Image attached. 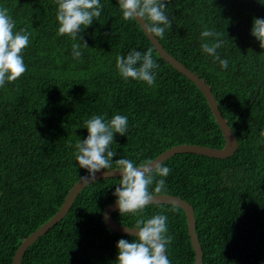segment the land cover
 I'll return each mask as SVG.
<instances>
[{
	"label": "trees",
	"instance_id": "16d2710c",
	"mask_svg": "<svg viewBox=\"0 0 264 264\" xmlns=\"http://www.w3.org/2000/svg\"><path fill=\"white\" fill-rule=\"evenodd\" d=\"M101 3L98 21L80 33L89 47L73 60V41L56 34L53 0H0L15 22L13 31L31 33L22 51L26 71L0 88V264H12L22 240L58 211L87 174L74 165L72 153L92 114L128 116L126 134H114L113 160H153L179 144L224 145L199 88L158 55L137 22L122 18L116 0ZM167 11L172 26L160 43L209 85L239 145L225 159L175 154L163 161L170 168L164 189L149 190L193 206L203 264H264V49L250 32L253 18H264V6L257 0H168ZM205 26L225 41L218 52L228 59L227 69L201 53L198 35ZM133 48L152 49L159 65L154 86L118 75L116 55ZM118 181L102 178L85 186L21 264H113L116 241L131 238L102 219L115 202ZM157 212L168 217L171 264H193L186 216L178 206L148 204L140 214L117 210L112 216L133 227L140 215Z\"/></svg>",
	"mask_w": 264,
	"mask_h": 264
},
{
	"label": "clouds",
	"instance_id": "9594fccd",
	"mask_svg": "<svg viewBox=\"0 0 264 264\" xmlns=\"http://www.w3.org/2000/svg\"><path fill=\"white\" fill-rule=\"evenodd\" d=\"M56 5L55 20L56 34L67 35L71 44V57L80 60L83 48L89 47L83 41L80 33L98 21L103 5L101 0H53ZM168 0H116L122 18L125 21H135L149 36L163 38L165 31L171 29L172 20L167 11ZM264 6V0H257ZM143 21V24L140 23ZM15 22L8 14V9L0 7V88L19 78L25 71L26 65L22 54L30 43L31 33L24 29L13 31ZM251 35L264 49V18L254 17ZM198 38L202 54L218 62L220 68L227 69L229 61L222 58L218 49L225 41L220 33L210 27H202ZM211 38V39H209ZM158 63L154 60L152 49L143 52L135 48L126 55L117 54L115 69L118 75L128 81H140L148 86H154ZM87 135L77 139L73 145L74 165L87 170L86 176H80L81 181H93L96 172L104 170H119L118 183L113 191L115 203L120 215L142 213L143 209L152 201V191L160 192L165 187L164 177L170 168L161 161L145 160L135 162L119 157L113 148L114 134L125 135L129 127L127 115L113 113L111 117L104 114H92L83 121ZM261 143H264V130L260 132ZM168 217L163 212H157L145 218L140 215L131 229L135 231L131 238H119L116 241L117 254L113 264H171L167 256V248L172 239L168 235Z\"/></svg>",
	"mask_w": 264,
	"mask_h": 264
},
{
	"label": "water",
	"instance_id": "95a60500",
	"mask_svg": "<svg viewBox=\"0 0 264 264\" xmlns=\"http://www.w3.org/2000/svg\"><path fill=\"white\" fill-rule=\"evenodd\" d=\"M143 24V21H140ZM139 24V23H138ZM140 25V24H139ZM141 27V26H140ZM142 29V28H141ZM143 30V29H142ZM145 33V32H144ZM147 38L150 40L152 45L154 46L158 55L169 63L175 70L186 76L190 81H192L199 90L203 93L210 110L214 116L216 123L218 124L221 133L224 139V145L222 148H213L209 146L196 145V144H179L175 146H171L162 153H160L156 158L152 161H161L163 162L167 158L180 153H194L200 154L203 156H208L212 158L225 159L229 156L233 155L234 152L238 148V140L232 130V127L228 125L227 121L223 117L217 100L213 95L211 88L209 85L196 73L187 68L184 64L178 61L174 56H172L160 43L159 39L152 37L151 34L149 36L145 34ZM87 175V174H86ZM84 175V176H86ZM119 170H100L95 173L93 181L102 179V178H111V177H119ZM91 180L81 181V178L70 188L65 199L58 209V211L45 223H43L37 230L31 233L28 237L22 240L20 245L18 246L15 254L12 258V264H21L22 258L26 252V250L44 235L50 228L55 226L58 222H60L68 213L73 201L75 200L78 193L88 184L92 183ZM153 198L149 204H172L181 208L186 216L187 220V228L188 234L190 237L191 245L194 250V263L193 264H203V251L201 244L199 242L198 235L196 233V221L193 206L185 201L184 199L171 195V194H152ZM117 205L115 202L107 205L103 210L102 219L105 226L111 231L119 234H124L131 236L134 229H131L129 226L121 225L113 218V213L117 211Z\"/></svg>",
	"mask_w": 264,
	"mask_h": 264
}]
</instances>
